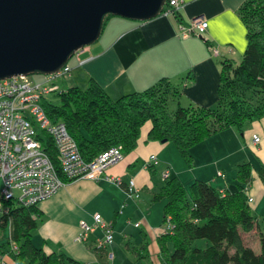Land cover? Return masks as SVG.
I'll return each mask as SVG.
<instances>
[{
	"label": "crops",
	"instance_id": "obj_1",
	"mask_svg": "<svg viewBox=\"0 0 264 264\" xmlns=\"http://www.w3.org/2000/svg\"><path fill=\"white\" fill-rule=\"evenodd\" d=\"M182 1L184 6L179 12V19L159 16L140 22L121 17L110 18L98 41L83 48L79 56H75L69 64L70 73L57 80V84L67 91L71 87L87 89L91 81H94L115 100L127 94L143 92L160 80L168 79L179 91L177 96L172 97L173 101H178V106L216 107L222 61L231 60L238 65L247 49V29L239 14L246 0ZM197 18H204L208 22L207 30L200 37L182 39L179 36V23L188 26ZM213 50L218 54H214ZM251 129L242 135L233 127L195 146L190 151L194 161L193 167L186 171V162L176 147L180 165L175 163L171 167L161 161L160 154L166 150L169 142H147L149 125L146 132L142 130L138 148L125 155L123 161L111 166L98 181H73L52 198L38 205L42 218L33 232V244L47 254L67 255L76 261L73 264H106L101 251L108 252L109 246L99 248L98 241L103 238L100 229L91 234L87 241H77L81 232V221L92 224L93 215L100 213L104 221L113 225L114 242L110 246H114L116 250L121 248V241L128 236L127 219L130 225H133L130 219L140 222L134 224V229L145 228L141 234L147 241V231L153 233L149 223L150 211L153 208L149 203V196L153 195L152 199L158 193L155 191L159 187V184H156L157 178H160L162 183V173L169 170L173 177L174 169L175 177H179L184 186L200 180L210 183L220 192L236 191L237 167L242 164V159L252 165L253 159H256L259 167L264 164V118L258 120L256 127ZM254 134L263 135L261 144H252ZM149 155H156L160 164L146 169ZM232 167L235 176L230 179L226 173ZM177 171L187 173L177 175ZM257 171L258 169H253L252 179L244 187V191L249 187V198H252L249 194L255 184L264 186ZM106 177L120 179L123 185L109 183ZM131 180H134L141 190L138 199L141 202L136 203V200L127 195L126 185ZM0 189L2 190L1 182ZM147 190L149 192L145 193L146 199L142 200ZM0 212H4L1 191ZM141 216L142 218H139ZM137 224H140L139 227ZM8 228L9 248L2 246L0 240V261L4 264H16L13 253L9 252L12 250L10 243L13 242L11 222ZM155 231L157 239L164 234V229ZM127 249L141 257L144 255L135 248L131 249L129 244ZM114 253L115 261L118 254Z\"/></svg>",
	"mask_w": 264,
	"mask_h": 264
},
{
	"label": "trees",
	"instance_id": "obj_2",
	"mask_svg": "<svg viewBox=\"0 0 264 264\" xmlns=\"http://www.w3.org/2000/svg\"><path fill=\"white\" fill-rule=\"evenodd\" d=\"M165 10L163 8L161 14ZM239 14L247 29L248 45L238 65L231 60L222 61L216 107L178 106L169 112L168 104L179 91L168 79L160 80L143 92L115 100L91 81L87 89L71 87L54 95L60 105L44 101L47 115L53 122L66 125L87 163L115 146H122L125 155L134 152L144 126L149 124L147 142L172 143L187 165L193 167L192 148L233 127L243 132L246 123L264 118V102L255 105L241 90L245 87L264 96V0H246ZM179 15L176 13L175 18L179 19ZM112 17L117 16L104 18L102 32ZM44 149L59 168L51 138L45 140ZM253 169L251 163L237 167L234 192H220L200 180L187 190L177 176L165 180L155 200H166L163 223L170 219L173 226L171 233L157 239L167 264H264V234L259 236V254L248 247L242 237V232L250 233L259 228L258 218L251 211L248 191H244L252 179ZM257 172L264 185V164ZM2 206L9 213L3 212L0 216V232L6 231L12 223L13 242L9 252L13 253L16 264L76 262L65 254H47L33 244V232L42 218L39 206L24 207L14 201H3ZM201 240L207 241L205 248L195 246ZM169 244L173 246L172 254ZM14 246L16 251H13Z\"/></svg>",
	"mask_w": 264,
	"mask_h": 264
},
{
	"label": "built area",
	"instance_id": "obj_3",
	"mask_svg": "<svg viewBox=\"0 0 264 264\" xmlns=\"http://www.w3.org/2000/svg\"><path fill=\"white\" fill-rule=\"evenodd\" d=\"M182 0H168L161 14L175 17L183 8ZM208 22L204 18L194 19L188 26L179 24V36L182 39L200 37L207 30ZM79 50L74 56H79ZM214 54H218L213 50ZM73 56V57H74ZM69 64L58 73L45 75L43 80L33 82L30 76H17L0 80V180L2 182V202L14 201L18 205L31 207L40 205L56 195L68 183L64 179L98 181L113 165L124 160L122 146H115L103 152L95 161L87 163L76 141L69 134L63 122H53L47 115L43 103L50 97L63 92L57 80L70 73ZM51 138L57 151L58 167L45 152L44 143ZM262 138L252 136V144L259 145ZM159 164L155 155L150 156L146 169ZM221 175V174H219ZM164 179L171 178L166 170ZM106 181L122 186L120 179L106 177ZM248 189L245 190L247 193ZM129 198L140 199L141 190L134 180L126 185ZM253 202V198H249ZM4 213L9 210L4 208ZM81 232L77 241L85 242L89 236L100 229L103 238L98 241L99 248H106L114 242L112 223L104 221L100 213L93 215L92 224L81 221ZM168 228L164 234L173 230L168 219ZM140 224L136 226L139 227ZM16 251V247H13ZM113 254L110 258L113 259ZM0 264H4L0 261Z\"/></svg>",
	"mask_w": 264,
	"mask_h": 264
},
{
	"label": "water",
	"instance_id": "obj_4",
	"mask_svg": "<svg viewBox=\"0 0 264 264\" xmlns=\"http://www.w3.org/2000/svg\"><path fill=\"white\" fill-rule=\"evenodd\" d=\"M167 1L0 0V80L58 73L98 41L106 16L145 22Z\"/></svg>",
	"mask_w": 264,
	"mask_h": 264
},
{
	"label": "rangeland",
	"instance_id": "obj_5",
	"mask_svg": "<svg viewBox=\"0 0 264 264\" xmlns=\"http://www.w3.org/2000/svg\"><path fill=\"white\" fill-rule=\"evenodd\" d=\"M74 58H75V56L71 58V60L69 61L68 64H70ZM30 78L33 82H37V80H43V78H45V75H31ZM61 90H63V88ZM241 90L246 95V98H251V100L253 101V103L255 105H258L260 102H264V96L260 95L258 92H254L253 90L247 89L245 87H242ZM49 100L54 105H60V100L57 96H52V97H50ZM177 103H178V101H173L171 99L169 104H168V111L172 112V111L176 110L177 106H178ZM256 123H258V120L246 123L245 128L243 129L244 131L240 132V133L242 135L244 133L246 134V131L252 130L251 129L252 127H256ZM148 126H149V124L145 125L143 128V131L146 132L148 129ZM262 136L263 135L260 134L261 138H262ZM241 139L244 140L243 138H241ZM146 141H147V139H146ZM247 153L249 154V156L251 155V153H249V152H247ZM149 158H150V155L148 157V160H149ZM160 158H161V161L163 163H167L171 167L175 163H177V165H180V163H181L178 152L175 149V146L170 142H169V144H167L166 150L160 154ZM164 160H166V161H164ZM183 161L185 162L184 159H183ZM245 161L246 160L242 159L240 161V164L245 163ZM158 162L160 164L159 158H158ZM252 162H253L254 169L260 168L259 162H257L256 159H253ZM186 166H187L186 171H187V169L190 170L192 168V167L189 168L187 163H186ZM233 170H234V167H232L230 171H228V172L226 171L227 172L226 176L230 179L234 178V176H235V172H233ZM186 171H183V172L177 171L178 172L177 175H180L181 173H187ZM172 174H173L172 176L175 177L176 170L173 169ZM173 177H171V178H173ZM162 178L164 180L163 182L165 183L166 179H164L163 173H162ZM183 178H184V176H183ZM157 180L158 181L156 184H159V187H157L155 189V191H157L158 192L157 194H159L161 192L160 186H162L164 183L163 182L160 183V178H157ZM0 182H1V180H0ZM1 184H2V182H1ZM192 184L193 183L187 184L185 186L186 189L189 190ZM248 189H249V187H248ZM251 190H252V193H250L249 195L253 198V202L250 204V207H251L252 214L258 218L259 228H256L253 232H250V233H243L242 232V237H243L245 244L248 247L252 248L257 254H259L260 253V240H259L260 238H259V236H260V233L264 234V186L255 184L253 186V188H251ZM251 190H250V192H251ZM0 191H1V189H0ZM147 192H149V191L147 190L144 192L142 200L146 199L145 193H147ZM248 192H249V190H248ZM156 195H154V197L152 199H151V197L153 195L149 196V203H151L152 207H153L150 211L149 223H150V226L153 230V233L147 231L149 237H147L148 238L147 241L144 240V236L141 234V232H142V229H145V228L134 229V224L140 223V222H136L135 219H130V220H132V224H133V225H130L129 223H127V220H128L127 219L126 225H127V229H128V231H127L128 236L124 240L122 239L123 241H121V243H120L121 248H119V250H116V248L114 246H109L107 248L108 252H106L105 250L101 251V252H103V254L105 256V263L106 264H107V262H109V264H167L164 257H162V254H161V251H160V248L158 245V241H157V235H156L157 233L155 231V230L158 231V229L167 230V228H168V224L167 223L164 224L163 218H162V216L164 214V207L166 204V200L165 199L155 200ZM136 201H137L136 203L141 202V200L140 201L136 200ZM0 214H1V212H0ZM139 218H142V216ZM139 221H140V219H139ZM167 233H171V231H169ZM9 234H10L9 228L4 232L3 231L0 232V240L2 241L1 245L2 246L4 245L7 249L9 248V246H8L9 245V241H8ZM3 243H5V244H3ZM128 244H129L131 249L135 248L138 250V252L143 253L144 254L143 257L138 255L134 251H133V253L129 252L127 249ZM207 245H208L207 241H204V240L197 241L195 243V246H197L198 248H205ZM113 247H114V249H113ZM168 249H169V253L172 254L173 253V246L171 244L168 245ZM113 253L118 254V255H116L115 261L113 260L114 258L113 259L110 258V254H113ZM112 261H114V263Z\"/></svg>",
	"mask_w": 264,
	"mask_h": 264
}]
</instances>
